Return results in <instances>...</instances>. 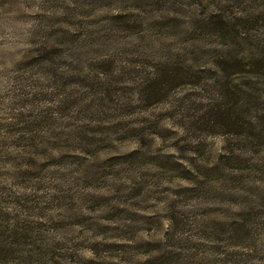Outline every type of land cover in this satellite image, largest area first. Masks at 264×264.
<instances>
[{
	"label": "rangeland",
	"instance_id": "374dc122",
	"mask_svg": "<svg viewBox=\"0 0 264 264\" xmlns=\"http://www.w3.org/2000/svg\"><path fill=\"white\" fill-rule=\"evenodd\" d=\"M0 264H264V0H0Z\"/></svg>",
	"mask_w": 264,
	"mask_h": 264
}]
</instances>
